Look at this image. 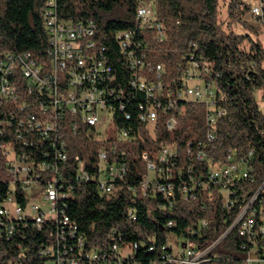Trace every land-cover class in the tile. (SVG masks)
Returning a JSON list of instances; mask_svg holds the SVG:
<instances>
[{
  "label": "trees",
  "instance_id": "obj_1",
  "mask_svg": "<svg viewBox=\"0 0 264 264\" xmlns=\"http://www.w3.org/2000/svg\"><path fill=\"white\" fill-rule=\"evenodd\" d=\"M52 1L61 20L96 25L94 40L105 48L104 56L116 77L108 82L116 91L114 120L130 134V141L119 145L116 153L123 157L119 161L127 163L128 175L115 182L113 194L101 195L97 186L104 168H99V152L106 141L90 136L88 128L72 115L65 117L68 123L62 122L59 134L49 138L27 131V125L20 126L22 120H43L40 96L30 92L28 80L19 72L9 76L17 87V98L0 101V143L11 144L18 153L29 156L33 173L42 174L41 184L57 177L63 192L68 193L72 186L64 208L85 245L79 248L77 242L71 243L69 256L79 264H95L88 256L93 250L138 244L132 264H161L170 251V238L175 236L184 246L190 243L199 251L210 248L201 264H248L253 256L264 259L263 193L236 223L264 185V113L257 99L260 92L264 100V44L258 39L264 34V0H259L263 15L257 27L244 21L250 11L244 0H229L227 29L220 21L222 0H0V61L11 54H29L36 63L51 66L45 14ZM143 2L153 7L163 38L157 37L154 28L141 27L137 8ZM233 24L244 32H237ZM126 32L133 33L139 58L164 67L166 87L178 88L193 62L209 64L210 71L203 77L215 84L226 110L216 124L213 142L207 139L206 110L193 102L181 101L183 112L173 134L166 129L167 113L160 111L161 118L153 127L140 121V105H149L152 98L129 84L130 68L118 41V35ZM161 142L171 143L178 156L175 164H159L161 174H152L150 186L143 190L149 173L141 154L144 150L155 152ZM201 150L206 155L203 161L197 158ZM59 152L67 156L65 162ZM77 158L90 180H79L82 171ZM243 161L251 167L249 179H234L229 192L210 180L213 167ZM5 164L0 150V207L10 193ZM158 182L171 184L174 198L154 192L153 184ZM25 199L18 189V202L24 206ZM249 217L258 231L253 236L240 233ZM56 230L52 222L41 230L27 224L12 238L0 239V264H47L50 258L41 252L54 245Z\"/></svg>",
  "mask_w": 264,
  "mask_h": 264
},
{
  "label": "built area",
  "instance_id": "obj_2",
  "mask_svg": "<svg viewBox=\"0 0 264 264\" xmlns=\"http://www.w3.org/2000/svg\"><path fill=\"white\" fill-rule=\"evenodd\" d=\"M55 5L54 1L50 2L45 14L46 28L50 35L51 66L47 68L43 64L36 63L29 54L8 55L6 60L0 61V101L17 98V87L11 83L9 76L19 72L28 80L30 92H36L40 96L39 108L43 113V120H22L20 126L27 125V131H35L40 136L49 138L51 134H59L62 122L68 123L65 117L72 115L73 120L88 128L90 136L97 141H106L99 152V168H104V175H100L97 188L101 195L110 196L114 193L115 187H109V179L128 175L127 163L119 161L120 158L123 160V157H117L116 153L119 145L130 141L128 131L118 127L114 120L116 108L113 98L116 91L110 88L108 82L116 77L112 75V68L104 56L105 48L94 40L96 25L93 22L63 21L59 18ZM250 14L259 21L263 15L262 8L256 6ZM137 18L142 28H154L157 37L163 38L162 26L155 22L154 9L150 4L140 3L137 8ZM118 41L130 68L129 84L136 91L152 98L149 105H140V121L153 127L161 118L159 112L167 113V117L164 118L166 129L173 134L178 127V116L183 112L181 101L193 102L202 105L206 110V123L210 128L207 139L213 142L216 124L226 115V110L219 101L215 84L203 77V74L210 71L209 64L199 65L193 62L187 72L181 76L182 84L178 88H169L165 84L164 67L154 66L135 53L133 33L119 34ZM120 107L121 110L124 109V105ZM104 111L109 114V122L108 126L100 131L99 114ZM125 117L130 118L129 115ZM61 147L65 148V145ZM0 150L7 158L14 154V162L9 159L7 164L11 176L10 193L0 207V239L12 238L20 227L27 224L41 230L44 224L52 222L57 229L54 245L41 252L43 256L50 258L47 264H79L75 257L69 256L71 252L69 249H72L73 242H77L79 248H83L85 242L82 237H78L77 225L70 220L64 208L65 199L71 197L72 186L68 188V193L63 192L59 189L61 179L57 177L41 184L42 174L39 171L37 174L33 173V162L29 156L18 153L11 144L0 143ZM11 150L13 152H10ZM252 155L250 152L249 157ZM58 156L61 162L67 160L63 152H59ZM177 156V150L169 142L158 144L155 152L144 150L141 159L147 165L149 176L142 184L143 190H147L150 186L152 174L157 172L161 174L162 169H158V165L175 164ZM205 157L202 150L197 153L200 161ZM77 160L82 171L79 180H90L89 174L83 170V162L79 158ZM250 168L244 161L223 167L215 166L210 180L221 184L223 191L227 193L229 183L234 179L244 181L249 179ZM18 189L25 193L24 206L17 200ZM153 191H158L167 198H174V188L171 184L155 183ZM260 193L264 194V185L252 197L250 204L243 209L236 223L244 219L250 205ZM169 226H173V222H170ZM261 231L264 234L263 228ZM257 232L254 231L251 217L243 222L240 231L242 235L253 236V233ZM171 238L170 251L162 257L161 264H199V256H205L210 249L199 251L190 243L184 246L179 238L175 237L179 245V251L176 252ZM137 250L138 244L131 246L113 244L110 245L109 250H93L88 256L95 264H132L131 260ZM247 263L264 264V259L253 256Z\"/></svg>",
  "mask_w": 264,
  "mask_h": 264
},
{
  "label": "rangeland",
  "instance_id": "obj_3",
  "mask_svg": "<svg viewBox=\"0 0 264 264\" xmlns=\"http://www.w3.org/2000/svg\"><path fill=\"white\" fill-rule=\"evenodd\" d=\"M229 0H222L221 1V15H220V21L225 23L224 25V29H227V22H229L227 20V11H226V4ZM246 4H248L250 6V11H249V15H247L245 18H244V21L247 22L250 26L252 27H257L259 25V21L256 20L255 18H253L250 14V12L256 7L259 5V0H244ZM233 28L237 31V32H244L242 30L241 27L237 26L236 24H233ZM256 39V37H253ZM258 39L264 44V34H261ZM257 99H258V103H259V106L261 108V110L263 111L264 113V100H262L261 98V93L260 92H257ZM99 118H100V122H99V126H98V129L100 131H103L107 126H108V122H109V114L107 111H104V112H101L99 114ZM10 152H13L12 150ZM11 154V153H10ZM9 154V156H10ZM11 160V162L13 163L14 162V154L12 153L11 156L9 158H7L5 156V165L7 167V164H8V160ZM17 166V164H16ZM21 169V167H19ZM11 177V176H10ZM171 243L173 244L174 246V249L175 251H179V245H178V241L177 239H175V236H172L171 238Z\"/></svg>",
  "mask_w": 264,
  "mask_h": 264
},
{
  "label": "bare ground",
  "instance_id": "obj_4",
  "mask_svg": "<svg viewBox=\"0 0 264 264\" xmlns=\"http://www.w3.org/2000/svg\"><path fill=\"white\" fill-rule=\"evenodd\" d=\"M102 173L104 174V172H102ZM126 176L127 175H120L119 177H112L111 179H109V187H114L115 186L114 184L116 181H118V180L121 181V180L125 179ZM203 258H204V256H199V264H201Z\"/></svg>",
  "mask_w": 264,
  "mask_h": 264
}]
</instances>
